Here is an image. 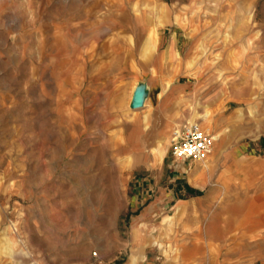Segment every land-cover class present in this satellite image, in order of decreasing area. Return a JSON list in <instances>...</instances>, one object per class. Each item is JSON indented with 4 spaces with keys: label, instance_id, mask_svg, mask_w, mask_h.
<instances>
[{
    "label": "rangeland",
    "instance_id": "obj_1",
    "mask_svg": "<svg viewBox=\"0 0 264 264\" xmlns=\"http://www.w3.org/2000/svg\"><path fill=\"white\" fill-rule=\"evenodd\" d=\"M0 264H264V0H0Z\"/></svg>",
    "mask_w": 264,
    "mask_h": 264
},
{
    "label": "built area",
    "instance_id": "obj_2",
    "mask_svg": "<svg viewBox=\"0 0 264 264\" xmlns=\"http://www.w3.org/2000/svg\"><path fill=\"white\" fill-rule=\"evenodd\" d=\"M212 137L197 122H187L176 128L169 145V152L175 161L199 162L212 147Z\"/></svg>",
    "mask_w": 264,
    "mask_h": 264
},
{
    "label": "bare ground",
    "instance_id": "obj_3",
    "mask_svg": "<svg viewBox=\"0 0 264 264\" xmlns=\"http://www.w3.org/2000/svg\"><path fill=\"white\" fill-rule=\"evenodd\" d=\"M168 85H169V83H168ZM158 96H160V95H158ZM132 98H133V94L131 95V98H130V105L132 103ZM196 113L197 114H195L192 117L191 121L199 123V125H200V127L202 129L205 128L206 130L211 132L213 126H212L210 112L206 111L203 114H199V112H196ZM211 137H212V141H213L212 142V147L207 152V154L205 155L204 159L201 160V165H200V173L201 174H204L206 172V170L209 169V165H210L212 159L214 158L216 148H217L218 144L220 143L221 138L223 137V132L211 133ZM164 141H165V139H164ZM164 153H165V148L162 146V144L158 145L157 148H154V151H153V154H152L153 159L151 160L152 164L157 165V166L160 165L161 161H162V158L164 156Z\"/></svg>",
    "mask_w": 264,
    "mask_h": 264
},
{
    "label": "crops",
    "instance_id": "obj_4",
    "mask_svg": "<svg viewBox=\"0 0 264 264\" xmlns=\"http://www.w3.org/2000/svg\"><path fill=\"white\" fill-rule=\"evenodd\" d=\"M192 162V161H190ZM177 185V190H178V193L182 194V195H168V197L166 198L164 196V199H167V200H173V197L175 198H178L179 199V202L180 201H187V202H190V201H193V200H196L199 195H189L188 192H191L190 190L187 191V189H193V190H200L201 189V186L200 184H192L190 182H185V183H176ZM184 186H187V188L185 189ZM170 198V199H168ZM248 222H251V221H248Z\"/></svg>",
    "mask_w": 264,
    "mask_h": 264
},
{
    "label": "water",
    "instance_id": "obj_5",
    "mask_svg": "<svg viewBox=\"0 0 264 264\" xmlns=\"http://www.w3.org/2000/svg\"><path fill=\"white\" fill-rule=\"evenodd\" d=\"M144 89L142 86L135 89L133 93L132 103L130 105L131 109H139L143 106V95Z\"/></svg>",
    "mask_w": 264,
    "mask_h": 264
}]
</instances>
